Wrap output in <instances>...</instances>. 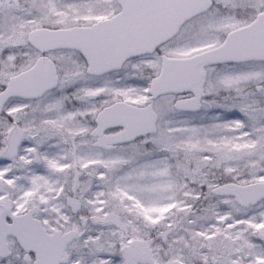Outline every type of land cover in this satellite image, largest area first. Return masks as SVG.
Instances as JSON below:
<instances>
[{"label":"snow or ice","instance_id":"obj_1","mask_svg":"<svg viewBox=\"0 0 264 264\" xmlns=\"http://www.w3.org/2000/svg\"><path fill=\"white\" fill-rule=\"evenodd\" d=\"M0 264H264V0H0Z\"/></svg>","mask_w":264,"mask_h":264}]
</instances>
